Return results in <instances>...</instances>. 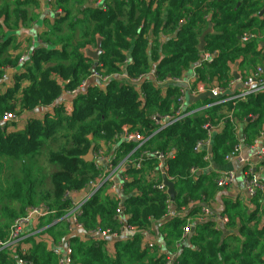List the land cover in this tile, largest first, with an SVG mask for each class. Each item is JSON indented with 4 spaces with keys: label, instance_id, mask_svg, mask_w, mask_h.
I'll use <instances>...</instances> for the list:
<instances>
[{
    "label": "trees",
    "instance_id": "obj_1",
    "mask_svg": "<svg viewBox=\"0 0 264 264\" xmlns=\"http://www.w3.org/2000/svg\"><path fill=\"white\" fill-rule=\"evenodd\" d=\"M32 2L1 0L0 4V122L7 114L30 118L23 129L12 132L9 128L17 124L0 123V264H18L19 259L58 264L54 249L63 252L64 244L73 249V264H167L171 255L176 256L173 264H264V195L250 199V207L220 195L222 214L229 223L218 228L215 221L196 224L180 246L183 218L171 219L154 231L167 201V194L156 187L161 178L157 182L147 177L156 171L154 159L142 173L127 170L124 204L128 224L137 228L134 236L110 241L88 235L98 228L119 229L117 204L105 190L84 206L79 220L82 235L72 234L70 225L60 220L71 208L65 194L84 191L98 175L94 161L85 159L91 149L96 151L100 143L118 145L122 160L136 146L122 141L124 127L146 135L155 131V116L175 110L180 87L158 88L146 75L166 81L194 71L198 81L226 89L234 79L235 65L239 72L244 70L242 79L264 69V14L260 16L264 0H105V10L87 7L89 0H57L56 9L63 13L55 15L52 27L39 37L34 55L19 66L25 51L14 33L35 20L28 12ZM246 35L250 39L243 43ZM202 37L203 53L214 57L212 63H200ZM99 38L103 53L96 71L113 77L105 86L91 79L94 61L87 54L96 49ZM18 49L21 52L15 55ZM7 68L13 73L8 74ZM5 75L9 84L1 83ZM121 75L141 78L140 89ZM83 82L86 87L69 98L72 111L67 112L57 100ZM201 100L196 107L215 101L208 95ZM37 110L44 112L36 114ZM231 112L233 121L226 117ZM207 124H221L212 136L211 161L217 170L227 164L240 135L249 144L264 133V90L235 105L228 102L187 116L146 143L144 149L151 153L177 151L167 171V177L176 178V209L192 202H214L221 191L215 183L216 170L205 169V152L195 151L197 142L206 138ZM43 155L44 168H54L50 188L44 187L43 167L37 165ZM12 161L21 164L18 174L11 171L4 178L6 164ZM194 169L201 175H193ZM32 207H45L56 215L39 219L36 230L21 243L2 246L12 224ZM153 234L164 251L149 247L147 236ZM44 235L52 249L41 238ZM24 244L30 249L22 250Z\"/></svg>",
    "mask_w": 264,
    "mask_h": 264
},
{
    "label": "built area",
    "instance_id": "obj_2",
    "mask_svg": "<svg viewBox=\"0 0 264 264\" xmlns=\"http://www.w3.org/2000/svg\"><path fill=\"white\" fill-rule=\"evenodd\" d=\"M47 2L51 6H55L56 4V0H47ZM93 6L95 8L105 10V0H97ZM62 13L63 12L59 9L55 10L56 16ZM249 39L250 36L246 35L242 39V42L246 43L249 41ZM39 45V38L37 40H32V46H27L26 49H24L25 53H23L19 60V66L30 59L32 55H34V50ZM213 60L214 57L211 54L203 53L200 63H212ZM11 70L13 71V69L7 68L8 72ZM120 77L121 79H124L125 81L133 85H136L140 89L142 82L141 78L131 79L126 75H121ZM146 77L154 79L156 86L161 89L167 88L170 84L180 87V92L176 99V108L170 114L155 116L153 118L155 131L148 132L146 135L138 131L131 132L128 128L124 127L121 135L122 141L133 142L136 145L125 156L124 159L118 160V145H116L115 147L114 145H110V147H108L107 145L100 143L99 148L96 151L93 150V161L95 163V168L98 171V175L88 183L84 191H69L65 194L66 200L71 203V208L69 209L67 215H65L60 220H63L70 225V232L72 234L82 235L83 226L79 223V220L82 216L84 206L99 191L105 190L117 204L116 219L119 224V229L113 231L111 229L98 228L97 230L88 233V235L98 240L110 241L126 240L127 238L134 236L137 233V228L128 224L130 215L128 214L127 208L124 204V183L129 180L127 170L134 169L142 173L145 170V165L149 161V159H154L156 161V171H154V174H147V177H149L150 180H154L157 182L158 179L161 178V182H158L156 187L167 194L166 213L161 217V219L154 222V231H156L159 226L163 225L165 222L171 219L177 217L183 218L185 224L178 243V246H180L181 244H184L187 241V238L194 233L192 232V229L194 228L195 231L196 224L215 221L218 228L229 223V217L225 214L217 213L213 208L212 202H192L187 207L182 206L176 209L175 202L171 200L168 194V188L164 185V180L166 179L170 182H174L176 180V178L167 177V171L168 161L169 159H174L176 157L177 151L175 149H171L165 152L155 151L151 153L149 151H146L144 149V146L152 137L180 122L187 116H195L216 105H225L228 102H232L235 105L237 101L245 100L248 97L264 90V70L257 69L250 76L244 79L240 77V79L237 80L233 76L234 79L229 82L226 89L219 87L217 83H215L213 86H208L206 83L198 81L194 71L181 79L174 80L158 81L155 79V77H153L152 74L146 75ZM91 79L105 86L113 79V77L104 76L95 70L94 73L91 74ZM1 83L9 84L10 80L8 76L5 75ZM86 85V82H83L78 89L68 92L65 91L63 95L57 100V102L63 104L67 112H71L72 102L69 101V98L74 96L79 90L84 89ZM238 85H241V87L237 91V93L230 94L229 92H233ZM206 95H208L212 99H215V101L197 107L188 105V96H191L196 101L200 97L202 98ZM37 111L36 114L44 112V110ZM226 117L233 121L232 112L228 113ZM20 121H22L21 118L15 115L7 114L0 123H19ZM204 130L207 133L206 138L197 142L195 151L199 153L205 152L204 159L207 162V167L205 169L213 171L216 170V168H214L212 164V152L210 153L209 150L212 149V136L214 133H217L221 130V124H207L204 126ZM244 141L245 137H243V144L242 142H239L234 152L226 158L227 162H230L232 160H237L239 162V164L241 165L239 172L217 169V177L215 183L217 188H219L221 191H224L226 189L234 188L236 184H239L238 180L240 179L242 190L250 200L256 196L264 195V177L262 171V167L264 165V133L250 142L249 147H247L250 151V155L247 157L242 154V149L245 143ZM196 173L197 170L194 169L192 171V174L195 175ZM87 189L89 191H87ZM54 215H56L55 211H51L45 207L29 208L24 216L20 217L12 224L7 243L1 245L14 246L17 243H21L28 236L25 229L33 220L44 219L48 216ZM57 220L55 219V222ZM147 237L150 248H156L158 251H164L163 244L161 243V241L159 242V240L156 239L157 234L148 235ZM62 247L63 252L60 251V249L57 247L54 249L55 254L59 257L58 264H73V249L71 245L64 244L62 245ZM175 257V255L169 256L167 258V264H173ZM18 264L32 263L19 259Z\"/></svg>",
    "mask_w": 264,
    "mask_h": 264
},
{
    "label": "crops",
    "instance_id": "obj_3",
    "mask_svg": "<svg viewBox=\"0 0 264 264\" xmlns=\"http://www.w3.org/2000/svg\"><path fill=\"white\" fill-rule=\"evenodd\" d=\"M29 1H33L32 2L33 5L30 8H28V10L32 12V15H30V17L35 16V20L27 22L26 24H24L20 28V30H18L17 32L14 33L17 36V38H16L17 44L20 46L21 49H23V51H24V49H26L27 46H32V40H34V39L37 40L40 36H42V34L45 31H48L52 27V25L54 24L55 18H56L55 10H56V5H57V0H56L55 6L49 5V7H47V8H46L47 0H29ZM89 1H90L89 3L91 4L92 0H89ZM93 1L95 3L97 0H93ZM262 44L263 43H261V46L264 48V46ZM11 51H12V49H11ZM13 52H15V55H18L21 51L18 49V50L13 51ZM263 67H264V61H263ZM233 68H232V73H233ZM241 72L244 73V70L243 71L240 70V72H239V70L237 68V73L239 76L241 75ZM249 74H252V72H249L247 75H249ZM240 87H241V85H238L235 89L240 88ZM202 98L200 97L198 100L195 101L191 96H188V98H187L188 105L195 107L196 105L201 103L199 101ZM25 118H28V116H24L21 119L22 121H20L19 123L23 122V124L26 125ZM19 123H15V124H19ZM12 127L13 126L11 125L10 128H12ZM243 137H244L243 135H240V143L243 141ZM244 142L245 143H244V146L242 149V154L247 157L250 155V153H249L250 151L247 148V147H249L250 142H249V144L248 143L246 144V140ZM242 144H243V142H242ZM240 168H241V165L239 164V162L237 160H232L230 162H227V164L224 167L219 168V170H232L235 172H239ZM262 171H263V177H264V165L262 167ZM238 183L239 184H236L234 188L226 189L224 191H220V193L217 197V200L212 202L213 208L215 209V211L217 213L223 212V204L221 202L220 195L227 197V198H230L231 200H234V201L236 199H239L240 201L245 203L247 206H249V207L251 206L249 203L250 200L246 196L245 192L242 190V187L240 185V179L238 180ZM238 185H240L239 191H237ZM38 225H39V219H35L26 227L25 231L27 232L28 236H30V231L32 232L33 230H36ZM41 238L45 239L47 241V243L49 244V248L52 249L53 245L51 244L50 238H48L47 235H44ZM158 240H159V242L161 241L160 238ZM30 247L31 246L29 244H24V245H22V250L27 251L30 249ZM112 248L113 247L110 246L111 251H113Z\"/></svg>",
    "mask_w": 264,
    "mask_h": 264
},
{
    "label": "water",
    "instance_id": "obj_4",
    "mask_svg": "<svg viewBox=\"0 0 264 264\" xmlns=\"http://www.w3.org/2000/svg\"><path fill=\"white\" fill-rule=\"evenodd\" d=\"M87 7H91V8H95L93 5L91 4H87ZM264 14V9L263 11H261L260 13V16H263ZM1 43V41H0ZM264 46V43L262 44ZM204 46H205V41H204V37H202L201 39V43L199 45V50L201 52H203L204 50ZM103 53L102 51V39L99 38L98 39V44H97V47H96V50L95 51H89L87 54H88V57H90L93 61H94V65H93V68H92V73H94V71L96 70V67L98 66V62H99V57L101 56V54ZM9 74H12L13 71H9L8 72ZM233 76L235 77V79H240V76L238 75L237 73V65L233 68ZM212 149H210V153L212 152L211 151ZM86 160H90L92 161L93 160V149H91L89 151V154L85 157ZM201 175V172L198 173V176ZM164 185L168 188V194L171 198V200L173 202H175L176 200V196H177V192L175 190V183L174 182H170V181H167L166 179L164 180ZM87 191H89L87 189ZM192 232H194V228L192 229Z\"/></svg>",
    "mask_w": 264,
    "mask_h": 264
},
{
    "label": "rangeland",
    "instance_id": "obj_5",
    "mask_svg": "<svg viewBox=\"0 0 264 264\" xmlns=\"http://www.w3.org/2000/svg\"><path fill=\"white\" fill-rule=\"evenodd\" d=\"M91 2H93V4H94V1L92 0ZM96 3V2H95ZM0 4H1V1H0ZM93 4H91V5H93ZM47 7H49V3L48 2H46V8ZM73 11H75L76 12V10L74 9V8H71ZM60 10V9H59ZM62 11V10H61ZM28 12H29V15H32V12L31 11H29L28 10ZM96 49H92V51H95ZM41 114H43V113H41ZM41 116V115H40ZM42 117V116H41ZM42 119V118H41ZM25 120H26V123L30 120V118H29V116H28V118H25ZM25 127V125L23 124V122L22 123H19V124H17V128L16 127H12V128H10L9 129V131H17V130H19V129H23ZM44 164H46V158H45V155H43L41 158H40V160L38 161V163H37V165L39 166V167H43L42 168V172H41V175L42 176H44L45 177V182H44V187L45 188H50V178H49V174L54 170V168H50V169H46V168H44L45 167V165ZM20 166H21V164H20V162H16V161H12V162H10L9 164L7 163L6 164V168L4 169V172H3V177L4 178H7L8 177V175L10 174L9 172H15V174H18V170L20 169ZM240 190V185H238L237 186V191H239Z\"/></svg>",
    "mask_w": 264,
    "mask_h": 264
}]
</instances>
